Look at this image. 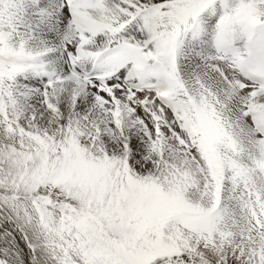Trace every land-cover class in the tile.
<instances>
[{
    "label": "snow or ice",
    "instance_id": "snow-or-ice-1",
    "mask_svg": "<svg viewBox=\"0 0 264 264\" xmlns=\"http://www.w3.org/2000/svg\"><path fill=\"white\" fill-rule=\"evenodd\" d=\"M0 264H264V0H0Z\"/></svg>",
    "mask_w": 264,
    "mask_h": 264
}]
</instances>
